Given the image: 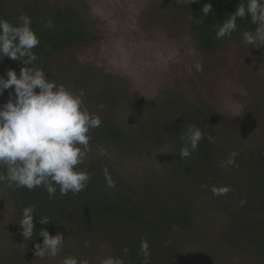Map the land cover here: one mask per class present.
<instances>
[{"label":"rangeland","instance_id":"obj_1","mask_svg":"<svg viewBox=\"0 0 264 264\" xmlns=\"http://www.w3.org/2000/svg\"><path fill=\"white\" fill-rule=\"evenodd\" d=\"M58 1L77 15L88 43L55 59L52 81L77 94L83 90L84 105L98 115L102 108L96 93H108V116L130 145L120 148L90 132V151L79 165L91 176L87 187L78 195L62 196L57 189L52 199L39 189L46 205L59 202L53 211L64 245L55 257H35V251L15 246L20 217L0 190V264H62L66 256L87 264H101L107 257L154 264L140 251L142 240L148 254L156 246L167 250L165 264H264L252 239L254 229L264 230V187L243 169V160L264 147V46L228 42L202 53L172 18L150 14L147 19L159 0ZM8 69L19 76L21 67L5 57L0 75ZM9 92L14 89L5 90L0 104ZM193 117L203 122L202 162L196 169L208 173L205 187L187 180L173 149L154 148L141 133L178 135L195 124ZM233 153L234 163H229ZM105 169L115 188L106 186ZM214 187L231 190L214 195ZM145 188L187 213V222L169 226L158 243L137 223L97 216L87 208L90 202L129 198L145 209Z\"/></svg>","mask_w":264,"mask_h":264},{"label":"clouds","instance_id":"obj_2","mask_svg":"<svg viewBox=\"0 0 264 264\" xmlns=\"http://www.w3.org/2000/svg\"><path fill=\"white\" fill-rule=\"evenodd\" d=\"M192 2L188 0L189 4ZM211 11V4H205L202 8L205 16ZM246 16L257 27L254 31L243 33V42L252 48L264 46V0H247L246 5L239 4L234 13L218 27L216 38L236 31V19ZM18 20L19 23L13 25L0 17V61L7 57L23 65L19 76L13 69L6 71L7 78L0 75V96L5 90L14 89V92H9V99L0 104V169H4L0 172V183L6 182L8 187L28 190L43 188L49 199L55 197L57 189L62 196L69 192L77 195L91 179L79 165L84 163L90 151L89 133L101 125V118L84 105L83 90L77 94L64 84L49 80L41 68L27 67L38 59L32 50L38 46L39 38L31 28L29 17L20 16ZM46 26L51 27V21ZM180 138L184 146L180 149L179 157L184 159L197 150L204 133L197 125L190 124ZM235 155L232 154L229 163H234ZM105 178L106 186L115 188L107 169ZM230 190L212 189L214 195H224ZM34 211V205L23 208L18 223L26 240H31L33 236ZM39 223L50 222L48 218H42ZM38 236L43 241L35 244V257H55L60 253L64 245V236L60 232L51 235L44 228ZM148 247V243L142 240L140 251L145 257ZM124 251L128 249L125 247ZM62 264L87 262L66 256ZM101 264H124V261L107 257Z\"/></svg>","mask_w":264,"mask_h":264},{"label":"trees","instance_id":"obj_3","mask_svg":"<svg viewBox=\"0 0 264 264\" xmlns=\"http://www.w3.org/2000/svg\"><path fill=\"white\" fill-rule=\"evenodd\" d=\"M242 3L246 5L247 0H199L198 3L193 0L190 4L188 0H159L151 5L147 19L152 18L150 14L154 16L165 15L169 17L168 19L172 18L174 23L182 25L188 31L197 49L202 53L210 54L228 42H240L241 45H247L243 42V33L245 31H254L257 27L251 22V18L247 16L236 19V31L223 38H216L218 27ZM60 4L58 0H0V17L11 24H18L20 16H27L31 19V28L39 38L38 46L32 50L38 59L33 65H27V67L41 68L51 81L50 71L55 59L65 55L74 46L88 43V35L81 29V22L78 20L77 15ZM205 4L212 5V11L207 16L202 13V8ZM48 21H51V27L46 26ZM17 63L20 67H23L20 61H17ZM97 92L100 104L96 106L98 108H101V105L103 106L101 112L97 108L98 113L101 114L99 117L102 123L98 128L92 129L90 132L111 145L127 148L130 145L128 136L108 116L109 107L107 106L106 109V105L109 103L108 93ZM104 113H107V115L104 116ZM192 119L200 128L203 123L202 120L196 117ZM141 133L152 147L171 148L177 153L176 162L180 170L186 175L187 180L196 186L205 187L204 184L207 185L208 173L196 169L198 164L202 162L198 148L187 158L181 159L179 157L180 149L184 146L180 138L183 132L178 133V135L159 138L153 137L145 131ZM243 161V169L248 179L264 187V165H262L264 147L258 148L250 158ZM3 171L4 169H0V172ZM39 189L14 188L8 187L6 182L0 183V190H3L10 198L20 219L23 208L29 205L35 206L33 213L35 228L31 240H26L22 236L20 227L17 226L18 240L15 241V246H18V249L22 247L26 251H35V244L43 241V238L38 236L41 229L46 228L51 235H55L57 232L61 233L60 223L53 211L54 206L59 202L46 205L40 200ZM141 195H143V198H147L145 209H143L142 205L135 203L129 198L123 199L121 203L106 201L92 204L90 202L87 204V208L97 216L110 214L112 217L115 216L128 222L137 223L146 233L157 237V243L161 234H166V229L169 226L182 225L187 222V213L177 208L175 204L163 197L160 192L157 195L145 188L141 190ZM42 218H48L50 223H39ZM252 235V239H254L258 248V253L256 252L255 255L261 254L263 260V228L254 229ZM158 247L152 248L153 251L148 254L150 256L149 259H152L150 261L154 260V264H165V260L169 258V255H166L167 250ZM140 264H146L145 260L143 259Z\"/></svg>","mask_w":264,"mask_h":264}]
</instances>
